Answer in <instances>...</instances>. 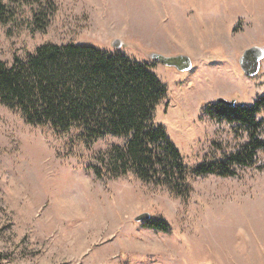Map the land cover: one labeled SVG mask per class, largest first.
Here are the masks:
<instances>
[{
  "label": "rangeland",
  "instance_id": "1",
  "mask_svg": "<svg viewBox=\"0 0 264 264\" xmlns=\"http://www.w3.org/2000/svg\"><path fill=\"white\" fill-rule=\"evenodd\" d=\"M2 2L0 61L9 65L48 42L114 50L113 41L123 40L120 51L147 62L166 85L155 122L190 170L248 139L244 127L205 108L219 97L251 104L264 94V53L254 75L239 63L247 48L264 49V0ZM153 52L186 54L192 67L179 71ZM258 136L264 139V123ZM125 141L107 134L87 142L75 130L29 124L0 103L5 264H264L263 148L251 163L234 164V175L191 173L185 186L145 181L134 171L98 177L92 166ZM143 212L162 215L171 232L136 221Z\"/></svg>",
  "mask_w": 264,
  "mask_h": 264
},
{
  "label": "trees",
  "instance_id": "2",
  "mask_svg": "<svg viewBox=\"0 0 264 264\" xmlns=\"http://www.w3.org/2000/svg\"><path fill=\"white\" fill-rule=\"evenodd\" d=\"M4 4L0 0V12ZM44 29L46 22L35 15ZM167 87L147 62L120 51L92 44L44 43L12 64L0 61V103L19 111L29 124L50 126L58 133L75 130L87 142L107 134L124 136L125 144L112 146L95 174L118 176L134 171L145 181L175 187L187 184L189 175L235 174L234 164L251 163L264 139L258 132L264 123V94L251 104L213 101L206 113L245 128L248 139L235 152L201 162L192 170L166 130L155 122L157 106L166 98ZM146 226L166 233L170 223L154 215ZM0 264H5L0 253Z\"/></svg>",
  "mask_w": 264,
  "mask_h": 264
},
{
  "label": "water",
  "instance_id": "3",
  "mask_svg": "<svg viewBox=\"0 0 264 264\" xmlns=\"http://www.w3.org/2000/svg\"><path fill=\"white\" fill-rule=\"evenodd\" d=\"M123 44V40L115 39L113 41V46L119 49ZM264 53V49L258 46H252L247 48L239 59L240 66L242 70L247 75H254L259 70V61ZM150 57L163 63L166 66L175 67L179 71L189 70L192 67V60L186 54H179L174 56H168L159 52H153ZM219 102H224L228 105H234L235 100H227L224 97H219L217 99ZM151 218L148 212H143L135 216L136 221H147Z\"/></svg>",
  "mask_w": 264,
  "mask_h": 264
},
{
  "label": "bare ground",
  "instance_id": "4",
  "mask_svg": "<svg viewBox=\"0 0 264 264\" xmlns=\"http://www.w3.org/2000/svg\"><path fill=\"white\" fill-rule=\"evenodd\" d=\"M63 186V185H62ZM64 206H65V204H64ZM67 209H69V208H67Z\"/></svg>",
  "mask_w": 264,
  "mask_h": 264
}]
</instances>
